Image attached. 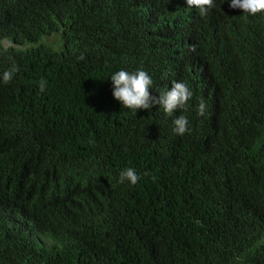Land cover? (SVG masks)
<instances>
[{
    "label": "trees",
    "instance_id": "16d2710c",
    "mask_svg": "<svg viewBox=\"0 0 264 264\" xmlns=\"http://www.w3.org/2000/svg\"><path fill=\"white\" fill-rule=\"evenodd\" d=\"M229 3L0 0V264H264V12ZM121 69L193 96L134 114Z\"/></svg>",
    "mask_w": 264,
    "mask_h": 264
},
{
    "label": "clouds",
    "instance_id": "9594fccd",
    "mask_svg": "<svg viewBox=\"0 0 264 264\" xmlns=\"http://www.w3.org/2000/svg\"><path fill=\"white\" fill-rule=\"evenodd\" d=\"M212 3L213 0H186L189 8H199L201 13L206 12ZM229 7L240 9L243 13L249 15H256L264 12V0H230ZM79 59H84V56L81 55ZM17 71V66L4 71L2 74L3 82H11ZM110 79L113 98L134 114H136L137 110H149L154 105H158L163 108L167 115L173 116L174 111L182 109L193 96L188 84L180 81H173L169 90L164 94L153 96L150 91L153 87V79L143 69H137L132 72L121 69L113 73ZM46 86L47 81L42 79L39 82L40 91L43 92ZM206 112V102L201 99L197 107V114L203 116ZM172 123L174 125L173 131L177 135L182 136L189 131L188 120L182 114L174 117ZM140 179L141 177L136 170L131 167L123 169L119 174L120 183L127 181L129 184L135 185Z\"/></svg>",
    "mask_w": 264,
    "mask_h": 264
},
{
    "label": "bare ground",
    "instance_id": "6f19581e",
    "mask_svg": "<svg viewBox=\"0 0 264 264\" xmlns=\"http://www.w3.org/2000/svg\"><path fill=\"white\" fill-rule=\"evenodd\" d=\"M213 146V145H212Z\"/></svg>",
    "mask_w": 264,
    "mask_h": 264
}]
</instances>
